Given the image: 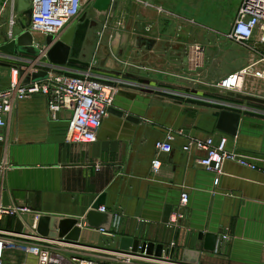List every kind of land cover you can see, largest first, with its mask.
Here are the masks:
<instances>
[{
	"label": "crops",
	"instance_id": "crops-1",
	"mask_svg": "<svg viewBox=\"0 0 264 264\" xmlns=\"http://www.w3.org/2000/svg\"><path fill=\"white\" fill-rule=\"evenodd\" d=\"M200 1L117 0L115 10L105 17L113 24L106 34L110 39L100 41L107 31L100 26L87 34L80 60L90 65L59 68L78 76L90 72L118 87L110 108L123 115L109 112L94 143L65 144L70 113L52 117L42 95L14 105L0 129V161L8 164L0 186L9 206L77 220L81 244L96 246L106 238L114 245L109 249H114L123 236L161 245L170 240L179 252L199 250V264H264V105L205 87L242 68L246 53L237 46L221 61L234 54L238 59L234 67L213 66L216 57L209 61L210 56L222 52L220 42L231 26L226 29L211 21L221 11L222 0H207L205 10ZM238 7L239 0H232L228 11L232 21ZM14 9L17 12V0ZM124 33L129 34L127 40ZM135 38L153 43L148 49ZM195 43L204 48L203 75L198 77L202 85L191 87L187 80L197 76L189 72L187 54ZM111 45L117 56L109 54ZM29 59L0 55L5 64L0 65V89L8 86L11 69ZM222 110L240 115L238 134L229 136L227 147L241 151L254 169L228 162L218 176L197 163L202 153L189 156L181 150L190 137L220 134L215 127ZM169 132L175 133L172 152L157 154L154 144ZM155 158L161 169L153 175L150 166ZM181 191L189 200L183 219L173 228L165 223L166 209L170 218ZM102 196L98 212L103 208L101 213L112 216L108 232L114 237L87 228L84 221ZM14 224V218L5 217L0 229L13 231ZM200 233L216 236L213 252L203 249V241L198 243Z\"/></svg>",
	"mask_w": 264,
	"mask_h": 264
},
{
	"label": "built area",
	"instance_id": "built-area-1",
	"mask_svg": "<svg viewBox=\"0 0 264 264\" xmlns=\"http://www.w3.org/2000/svg\"><path fill=\"white\" fill-rule=\"evenodd\" d=\"M31 10V22L28 31L33 37V44L39 50L44 49L48 36L55 41L72 26L78 23L80 15H88L95 0H25ZM116 3L117 0H111ZM129 1V0H126ZM16 0H0V23L3 20L7 27V36L13 39L11 29L17 25L18 13L15 11ZM99 30L113 28L107 20L99 25ZM34 34L41 36L40 44L34 39ZM225 41L240 47L246 53V61L242 68L227 75L216 84L205 85L221 94L249 96L264 100V0H239L235 19L228 33L224 34ZM109 54H110V50ZM203 52L201 44L195 43L187 54L189 72H195L197 78L187 81L193 87L202 85L198 77L203 75ZM38 58L33 69L46 70L47 78L38 82L25 83L27 70L21 72L13 67L9 84L0 89V129L5 127L6 120L11 116L14 105L33 95L46 98L47 108L52 117L60 112L70 113L67 122L65 144H92L96 141L108 109L113 105L118 92L115 84L100 81L90 72L83 75H72L60 69L45 68ZM98 56V55H97ZM95 64V62L91 63ZM90 65V63H89ZM180 134V133H176ZM175 133L169 132L166 138L154 144L157 154L172 152V141ZM3 137L0 135V142ZM230 137L225 134L210 135L203 138L190 137L181 150L189 156L196 152L202 153L197 163L205 170L220 175L226 163H236L242 167L254 169L248 158L239 150L228 149ZM8 168V164L0 161V175ZM151 173L156 175L161 169V161L155 158L151 161ZM189 195L181 191L179 203L170 216L168 226L177 228L179 220L184 217ZM101 212L104 209L101 208ZM29 215L34 223L28 226L22 221V216ZM5 217L20 219L29 234L4 231L0 229V264H165L169 256H174L173 242L169 243L167 258L147 254L139 245L136 252H117L112 249H90L91 255L83 254L87 247L80 243H67L58 238L41 236L36 231V223L40 215L33 213L27 207H11L2 204V187L0 186V221ZM117 224L115 225V227ZM102 235L114 237L110 232L99 230ZM78 245V246H77ZM83 246V247H81ZM89 248V247H87ZM89 250V249H86ZM101 250V251H99ZM89 251V252H90ZM165 254V253H164ZM29 261H32L30 263ZM183 264V263H178Z\"/></svg>",
	"mask_w": 264,
	"mask_h": 264
},
{
	"label": "water",
	"instance_id": "water-1",
	"mask_svg": "<svg viewBox=\"0 0 264 264\" xmlns=\"http://www.w3.org/2000/svg\"><path fill=\"white\" fill-rule=\"evenodd\" d=\"M4 2V0H2ZM117 3H112L111 0H95L91 6L90 13L88 15H82L78 23L70 27L57 41L52 36H48L45 39L44 49L39 50L33 44V37L25 31L31 22L32 10L29 4L25 0H17V25L11 29L13 39H9L7 36V27L4 25L3 20L0 23V55L10 58H17L19 55H25L30 59L26 61V69H20L21 72L27 70V76L24 80L25 83H33L44 80L47 78V71L40 69H33L32 66L36 60L42 56L41 59L45 68L59 69L67 64L71 65H84L89 66V63H83L80 60L82 51L86 41L87 34L90 30L97 28L103 23L109 10L113 11L116 8ZM127 40L128 33L123 34ZM125 40V42H126ZM136 41L143 42L149 49L153 41L148 39L135 38ZM125 42L121 44L120 49H124ZM135 47V46H134ZM110 53L113 56H117L118 52L115 50L114 45L110 47ZM108 52L106 53V55ZM0 65H5L0 63ZM229 96L235 97L240 101L252 102L264 105L263 99H257L249 96L234 95L229 93ZM114 113L118 116L123 114L114 111L112 108L108 109V113ZM241 117L239 114L230 112L227 110L220 111L216 122V130L224 133L230 137H236L239 130ZM3 206H9L7 196L2 194ZM103 204V196L100 197L92 206L85 217L84 221L87 228L103 229L108 232L111 228L112 216L107 213L98 212V208ZM169 209H166L165 223L169 221ZM22 221L28 226H32L34 221L31 216H22ZM20 219L15 220L13 231L16 233L29 234V231L23 227V223ZM36 231L39 235L58 238L67 243H80L79 238L81 234V226L78 225V221L75 219L56 218L49 216H40L36 223ZM203 241V249L208 252H213L216 244V236L213 234H199L198 243ZM81 244V243H80ZM89 246L86 244H82ZM139 245L142 250H145L147 254H152L160 257L163 245L155 244L152 242H142L138 239L130 237H120L117 247L112 249L117 252H136ZM200 251L194 249H184L182 253L183 264H199Z\"/></svg>",
	"mask_w": 264,
	"mask_h": 264
},
{
	"label": "rangeland",
	"instance_id": "rangeland-1",
	"mask_svg": "<svg viewBox=\"0 0 264 264\" xmlns=\"http://www.w3.org/2000/svg\"><path fill=\"white\" fill-rule=\"evenodd\" d=\"M207 0H201L200 2V7L202 8V10H205L207 8V5L208 3L206 2ZM171 2L173 3L174 0H171ZM232 0H222V8H221V11H219V13L216 15V17L212 18L211 21L214 22L216 25H223L224 28H229L231 25H232V19H229L230 16H229V7H230V4H231ZM209 9L206 10V12H208ZM209 20L210 18L207 17ZM111 32V28L109 30L106 31L105 35L101 38L100 41H104V39L106 40H109L111 35H106V34H109ZM107 36V37H106ZM99 39V38H98ZM223 43L220 42V46H221V53L216 55V56H210V59L209 61L213 58V57H216L213 59V61H215L214 65L215 67L219 66L222 62V60L224 59V55L226 52H231L232 50L231 49H237V45L235 46L234 44L230 45L228 44L229 42H226V41H222ZM37 44H40L39 42H37ZM234 45V46H233ZM239 48V47H238ZM245 53V52H244ZM85 57V55H84ZM237 57L234 56V54H231L226 60L223 61V63L221 64L222 65V68L223 69H227V68H231L235 66V62L237 61ZM208 61V62H209ZM26 67V65H23L22 68ZM11 73H12V70H11ZM86 73V72H85ZM12 75V74H11ZM192 87V85H191ZM169 243H170V240L165 244L163 245V250L165 252H163L162 256L167 258V249H169ZM175 244V243H174ZM94 245L96 246H92V245H89L87 247H83V248H86V249H89V250H83V254L85 255H91V251L90 249H108V248H113L114 245L111 243L110 240L104 238V239H101L100 241L96 242ZM100 246V247H97ZM78 246V245H77ZM184 250V249H183ZM183 250L182 252H179V249H177V246L175 244L174 246V256L171 257L169 256V261L165 262V264H178V263H183L182 262V253H183ZM90 251V252H89ZM101 251V250H99ZM165 253V254H164ZM17 262H13V264H16ZM10 264V263H8Z\"/></svg>",
	"mask_w": 264,
	"mask_h": 264
},
{
	"label": "bare ground",
	"instance_id": "bare-ground-1",
	"mask_svg": "<svg viewBox=\"0 0 264 264\" xmlns=\"http://www.w3.org/2000/svg\"><path fill=\"white\" fill-rule=\"evenodd\" d=\"M34 39L36 42H40L41 41V36H39L38 34H34Z\"/></svg>",
	"mask_w": 264,
	"mask_h": 264
},
{
	"label": "flooded vegetation",
	"instance_id": "flooded-vegetation-1",
	"mask_svg": "<svg viewBox=\"0 0 264 264\" xmlns=\"http://www.w3.org/2000/svg\"><path fill=\"white\" fill-rule=\"evenodd\" d=\"M81 16H82V15H80V17H81ZM80 17H79V18H80ZM78 20H79V19H78Z\"/></svg>",
	"mask_w": 264,
	"mask_h": 264
}]
</instances>
